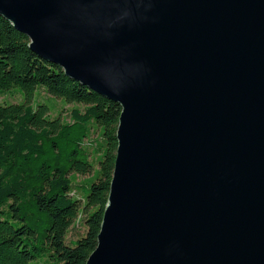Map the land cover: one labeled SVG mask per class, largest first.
I'll use <instances>...</instances> for the list:
<instances>
[{"label":"water","instance_id":"obj_1","mask_svg":"<svg viewBox=\"0 0 264 264\" xmlns=\"http://www.w3.org/2000/svg\"><path fill=\"white\" fill-rule=\"evenodd\" d=\"M0 16L121 107L85 264H264V0H0Z\"/></svg>","mask_w":264,"mask_h":264},{"label":"trees","instance_id":"obj_2","mask_svg":"<svg viewBox=\"0 0 264 264\" xmlns=\"http://www.w3.org/2000/svg\"><path fill=\"white\" fill-rule=\"evenodd\" d=\"M28 42L0 16V95L21 96L0 103V264H85L107 201L121 107L38 56ZM38 86L75 103L72 122L50 117L45 103L33 105ZM93 126L99 140L88 137ZM95 161L98 175L82 195L87 186L75 185L72 175L91 174ZM80 213L85 232L67 240Z\"/></svg>","mask_w":264,"mask_h":264},{"label":"rangeland","instance_id":"obj_3","mask_svg":"<svg viewBox=\"0 0 264 264\" xmlns=\"http://www.w3.org/2000/svg\"><path fill=\"white\" fill-rule=\"evenodd\" d=\"M41 88L42 86H38L35 90L33 105H36L39 102L45 103L50 107V110H51L50 117L61 116L63 121L72 122L73 120L70 116V110L73 108V106L75 107V103H68L61 98H56L48 94L47 92L44 93L41 90ZM37 94H39L38 98L36 97ZM20 99H21V96L18 93L0 95V103H4V102L14 103V102L20 101ZM88 133H89L88 137H90V139L98 138L99 140L100 129H98L96 126L89 128ZM93 147H95L94 143L89 148L92 150ZM90 157L94 158L95 155L91 154ZM98 167H99L98 162L95 161L93 162V171L91 174H88V175L73 174L72 175L73 182L75 185L81 184L83 186H87V187L81 188L82 195H85L87 193L88 186L96 179L98 175V169H99ZM74 193L77 196L80 195V193H78L77 191H74ZM82 221H83V214L80 213L78 220L74 223V226L70 228L68 231L67 240L74 239L77 236L82 235L85 232V226ZM32 263L34 264V261Z\"/></svg>","mask_w":264,"mask_h":264}]
</instances>
